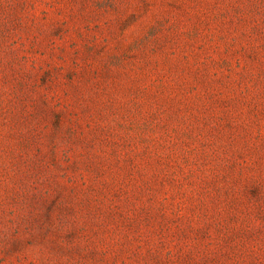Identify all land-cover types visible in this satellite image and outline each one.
Returning <instances> with one entry per match:
<instances>
[{
	"label": "rangeland",
	"instance_id": "obj_1",
	"mask_svg": "<svg viewBox=\"0 0 264 264\" xmlns=\"http://www.w3.org/2000/svg\"><path fill=\"white\" fill-rule=\"evenodd\" d=\"M0 264H264V0H0Z\"/></svg>",
	"mask_w": 264,
	"mask_h": 264
}]
</instances>
